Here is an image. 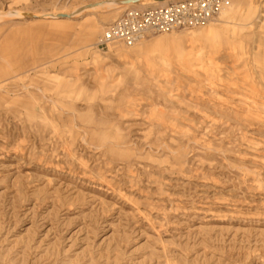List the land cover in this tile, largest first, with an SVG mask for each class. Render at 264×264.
I'll use <instances>...</instances> for the list:
<instances>
[{
    "label": "rangeland",
    "instance_id": "rangeland-1",
    "mask_svg": "<svg viewBox=\"0 0 264 264\" xmlns=\"http://www.w3.org/2000/svg\"><path fill=\"white\" fill-rule=\"evenodd\" d=\"M122 1L0 0V264H264V0L102 49L174 0Z\"/></svg>",
    "mask_w": 264,
    "mask_h": 264
},
{
    "label": "built area",
    "instance_id": "built-area-1",
    "mask_svg": "<svg viewBox=\"0 0 264 264\" xmlns=\"http://www.w3.org/2000/svg\"><path fill=\"white\" fill-rule=\"evenodd\" d=\"M228 4V0H174L164 6L128 10L105 29L98 46L131 47L150 35L202 28L215 21Z\"/></svg>",
    "mask_w": 264,
    "mask_h": 264
},
{
    "label": "bare ground",
    "instance_id": "bare-ground-1",
    "mask_svg": "<svg viewBox=\"0 0 264 264\" xmlns=\"http://www.w3.org/2000/svg\"><path fill=\"white\" fill-rule=\"evenodd\" d=\"M127 1V2H126ZM144 1L145 0H138V2H135V0H123L122 2H120V4H121V6L122 7H125V8H130V7H136V6H144ZM115 4H118L119 5V2H109V5H115ZM163 6V5H162ZM141 9V8H140ZM59 15H64V14H58V16ZM48 17H50V16H48ZM56 17H57V15H56ZM51 18V17H50ZM54 19V18H53ZM208 31H210V30H208ZM191 34V36H194V32H191L190 33ZM90 35V34H89ZM143 42V40L140 42V44ZM139 43H138V45L136 44V46L135 47H138L139 45H140ZM4 81V80H3ZM55 129V128H54ZM61 135H59V137H60ZM109 144V143H108ZM107 147V146H106ZM109 147H111V146H109ZM113 148V147H112ZM121 148V147H120Z\"/></svg>",
    "mask_w": 264,
    "mask_h": 264
},
{
    "label": "crops",
    "instance_id": "crops-1",
    "mask_svg": "<svg viewBox=\"0 0 264 264\" xmlns=\"http://www.w3.org/2000/svg\"><path fill=\"white\" fill-rule=\"evenodd\" d=\"M169 2H167V3H165V2H160L158 5H154L155 7H159V6H164V5H166V4H168ZM152 8V7H151Z\"/></svg>",
    "mask_w": 264,
    "mask_h": 264
},
{
    "label": "water",
    "instance_id": "water-1",
    "mask_svg": "<svg viewBox=\"0 0 264 264\" xmlns=\"http://www.w3.org/2000/svg\"><path fill=\"white\" fill-rule=\"evenodd\" d=\"M127 2V1H126ZM135 2H138V0H135Z\"/></svg>",
    "mask_w": 264,
    "mask_h": 264
}]
</instances>
